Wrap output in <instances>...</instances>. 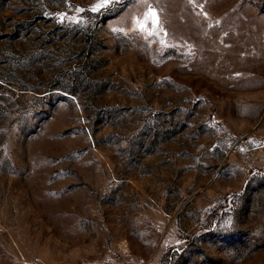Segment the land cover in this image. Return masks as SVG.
<instances>
[{"label": "rangeland", "instance_id": "obj_1", "mask_svg": "<svg viewBox=\"0 0 264 264\" xmlns=\"http://www.w3.org/2000/svg\"><path fill=\"white\" fill-rule=\"evenodd\" d=\"M101 3L0 0V264H264V0Z\"/></svg>", "mask_w": 264, "mask_h": 264}, {"label": "snow or ice", "instance_id": "obj_2", "mask_svg": "<svg viewBox=\"0 0 264 264\" xmlns=\"http://www.w3.org/2000/svg\"><path fill=\"white\" fill-rule=\"evenodd\" d=\"M110 2V0H102V3L97 5L96 7H103L104 5L108 4ZM93 10H96V8H94ZM153 17H155V13H152Z\"/></svg>", "mask_w": 264, "mask_h": 264}]
</instances>
